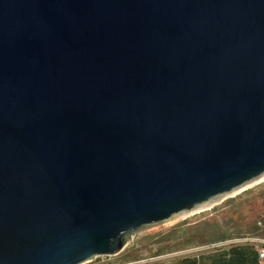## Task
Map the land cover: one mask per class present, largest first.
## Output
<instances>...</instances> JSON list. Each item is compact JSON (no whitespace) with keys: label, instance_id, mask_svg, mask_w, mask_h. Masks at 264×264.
<instances>
[{"label":"water","instance_id":"1","mask_svg":"<svg viewBox=\"0 0 264 264\" xmlns=\"http://www.w3.org/2000/svg\"><path fill=\"white\" fill-rule=\"evenodd\" d=\"M264 172V0H0V264H78Z\"/></svg>","mask_w":264,"mask_h":264},{"label":"rangeland","instance_id":"2","mask_svg":"<svg viewBox=\"0 0 264 264\" xmlns=\"http://www.w3.org/2000/svg\"><path fill=\"white\" fill-rule=\"evenodd\" d=\"M247 238L264 239V172L191 209L125 233L116 254L93 262L144 259L142 264H184V258L197 257L195 264H207L203 255L253 245Z\"/></svg>","mask_w":264,"mask_h":264},{"label":"trees","instance_id":"3","mask_svg":"<svg viewBox=\"0 0 264 264\" xmlns=\"http://www.w3.org/2000/svg\"><path fill=\"white\" fill-rule=\"evenodd\" d=\"M208 258L207 264H258V255L252 245H237L227 249H219L203 255ZM197 257L184 258V264H195Z\"/></svg>","mask_w":264,"mask_h":264},{"label":"built area","instance_id":"4","mask_svg":"<svg viewBox=\"0 0 264 264\" xmlns=\"http://www.w3.org/2000/svg\"><path fill=\"white\" fill-rule=\"evenodd\" d=\"M251 241L252 246L256 249L258 255V264H264V239L263 238H247ZM103 255V254H102ZM101 255H93L90 258L78 263V264H142L144 259H131L121 261H111L110 259H99L97 262H93Z\"/></svg>","mask_w":264,"mask_h":264}]
</instances>
